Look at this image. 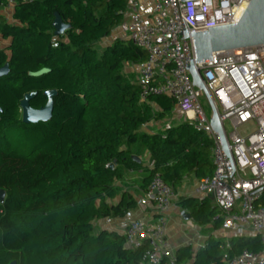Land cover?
I'll use <instances>...</instances> for the list:
<instances>
[{"label": "trees", "instance_id": "1", "mask_svg": "<svg viewBox=\"0 0 264 264\" xmlns=\"http://www.w3.org/2000/svg\"><path fill=\"white\" fill-rule=\"evenodd\" d=\"M128 7L127 0H16L12 21H0V34L9 40L0 49V67H10L0 77V189L6 195L0 201V264H141L148 243L133 249L123 233L94 225L137 207L128 191L109 203L121 193L117 183L125 171L144 169V193L159 175L174 194L187 178L214 173V140L189 121L143 131L176 110L167 96L143 102L125 72L126 64L145 61L146 51L122 37L97 49ZM56 12L71 25L60 36ZM50 90H57L51 120L24 123L25 95L36 92L30 105L39 109ZM145 152L151 168L141 162ZM177 204L198 225L222 228V211L211 198L180 196ZM263 249L258 235H211L198 250L180 247L174 263L224 264L245 250Z\"/></svg>", "mask_w": 264, "mask_h": 264}, {"label": "built area", "instance_id": "2", "mask_svg": "<svg viewBox=\"0 0 264 264\" xmlns=\"http://www.w3.org/2000/svg\"><path fill=\"white\" fill-rule=\"evenodd\" d=\"M127 1L130 12L120 29L125 38L147 53V59L138 64L136 79L141 100L145 102L151 96L172 98L187 121L213 138L215 170L199 180L196 193L214 199L222 211L225 230L243 234L251 228L264 240V191L254 197L248 195L264 187V44L219 51L213 54V60L197 65L217 108L229 154L211 128V116L200 101L205 94L193 84L189 71L195 59L193 30L203 32L213 26L238 23L251 0H149L153 4L152 21L141 12V4L148 0ZM15 3L7 0L0 6L13 9ZM240 128H245V135ZM174 196L172 188L156 175L140 202L154 205L157 220L135 218L126 225L123 234L128 247L149 244L141 264H162L164 260L175 264V254L166 239ZM224 264H264V256L245 250L225 258Z\"/></svg>", "mask_w": 264, "mask_h": 264}, {"label": "crops", "instance_id": "3", "mask_svg": "<svg viewBox=\"0 0 264 264\" xmlns=\"http://www.w3.org/2000/svg\"><path fill=\"white\" fill-rule=\"evenodd\" d=\"M152 8H153V4L149 0L141 4V12L150 21L154 20V14ZM13 11H14L13 9L0 6V21L7 20L11 22ZM129 12L130 10L127 9L125 12V17L129 15ZM117 37L125 38L124 33L120 29V26L112 33V35L109 38H105L102 41L109 39L110 42L106 43L105 45L107 46L110 45L113 42V40ZM8 44H9V40L3 39L2 35L0 34V49L6 47ZM125 72L131 75L132 73H135L134 80L136 82L138 75V64H129V63L126 64ZM184 120H186V117L176 107V110L172 114V116L161 121H152L146 124L143 127V131L148 133L160 132L163 131L166 127L172 124H178ZM140 158H141V162L145 167H149V168L152 167L150 153L145 152L143 156ZM146 174L147 173L144 171V169L125 171L124 179L122 181H118L117 183L118 186H120L121 188V193L115 199L110 200L109 203L117 204L121 199L122 193L124 191H128L137 200L138 202L137 207L122 216H116V217L108 216L96 220L94 222V225L97 230L108 229V230L117 231L119 233H123L127 223L131 219L143 218L149 222H154L157 220L158 215L154 205L148 202L145 204H142L140 202L141 198L144 195V191L142 190V183H143L142 181L146 176ZM198 182L199 179H196L195 177L187 178L185 180L183 185L179 188L178 193L175 194L172 207L168 213V226H167L166 239L174 254H176L177 250L180 247L186 245H191L195 250H198L206 243V240L211 235H213L216 238L225 239V240H228L230 237L234 235H246V236L258 235L260 236L262 242L264 243L262 234L255 232L251 228H246L245 233L243 234H237L233 231L225 230L223 226L219 230H214L211 225H206V226L198 225L192 219V217L189 219L185 218L186 214L189 213L186 212L185 215H182V211L184 209L177 204L178 198L180 196H195L199 198L209 197L212 199L213 203L215 204L214 199L212 197L203 196L196 193V187L198 185ZM261 253L264 256V249Z\"/></svg>", "mask_w": 264, "mask_h": 264}, {"label": "water", "instance_id": "4", "mask_svg": "<svg viewBox=\"0 0 264 264\" xmlns=\"http://www.w3.org/2000/svg\"><path fill=\"white\" fill-rule=\"evenodd\" d=\"M53 26L56 36L62 35L66 30L71 28V25L64 22L58 12L55 13ZM184 37L188 38L187 32L184 33ZM192 37L195 46V59L190 64L189 71L193 79V84L206 95L212 111L210 118L211 128L215 133L219 134L223 147L229 154L227 138L222 122L218 117L217 108L197 65L207 60H213V54L219 51L249 48L264 44V0H251L238 23L213 26L203 32H195L193 30ZM9 72V63L0 67V77L7 76ZM56 95L57 90L47 91L45 93V96L48 98L46 105L35 109L31 107L30 101L36 96V92L26 94L21 101L22 121L27 124H37L51 120L54 97ZM136 159L140 161L139 158L136 157ZM258 191H264V187L248 195L254 197ZM5 196V191L0 189L1 202L5 200ZM185 218L189 219L191 215L186 214ZM11 264H17V262L14 261Z\"/></svg>", "mask_w": 264, "mask_h": 264}, {"label": "rangeland", "instance_id": "5", "mask_svg": "<svg viewBox=\"0 0 264 264\" xmlns=\"http://www.w3.org/2000/svg\"><path fill=\"white\" fill-rule=\"evenodd\" d=\"M108 42H110L109 39H107V40H105V41H101V43H99V44L97 45V49L101 51L102 48L105 47L106 43H108ZM134 74H135V73H132L133 79H134V76H135ZM200 101H201L202 105L204 106V109H205L207 115H208V116H211V113H212V111H211V106H210V104H209V101H208L207 97H206L205 95L202 94V95L200 96ZM226 125H227V130H228V132L231 133V131H232V127H231V125L229 124V122H227ZM244 130H245V128H240V131L242 132V134L245 135ZM252 131H253V129H250V132H252Z\"/></svg>", "mask_w": 264, "mask_h": 264}]
</instances>
